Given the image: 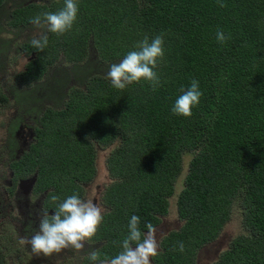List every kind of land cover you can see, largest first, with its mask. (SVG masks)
<instances>
[{
	"label": "trees",
	"instance_id": "1",
	"mask_svg": "<svg viewBox=\"0 0 264 264\" xmlns=\"http://www.w3.org/2000/svg\"><path fill=\"white\" fill-rule=\"evenodd\" d=\"M223 2L224 8L217 0H77L71 31L58 37L43 29L49 43L42 52L30 42L19 46L29 61L15 77L18 83L41 79L63 59L71 70L56 86L63 89L72 77L76 86L66 94L54 89L62 106L45 108L30 144L9 169L21 178L35 174L33 192L45 191L43 204L54 212L93 179L95 149L111 147L104 159L110 180L101 196L104 219L89 240L100 260L121 251L133 215L140 217L142 234L147 223L158 225L179 179L174 209L180 226L161 238L151 264H194L233 209L241 233L216 264H264V0ZM63 7L64 0L21 5L6 25L34 28L31 18ZM218 29L231 37L223 45L216 41ZM161 33L160 86L153 91L142 80L113 88L104 66L118 64L145 36ZM194 79L199 104L191 117L174 115L172 106ZM51 195L60 200L52 202ZM178 242L183 253L172 250Z\"/></svg>",
	"mask_w": 264,
	"mask_h": 264
},
{
	"label": "rangeland",
	"instance_id": "2",
	"mask_svg": "<svg viewBox=\"0 0 264 264\" xmlns=\"http://www.w3.org/2000/svg\"><path fill=\"white\" fill-rule=\"evenodd\" d=\"M32 0H10L3 11L8 14L15 6L25 5ZM5 20L1 19L3 25ZM37 29H25L22 31L5 30L0 34V264H92L85 259L89 247L92 243L85 241L83 251L77 252L71 248L62 250L60 253H53L50 256H37L31 251V247L20 243L22 237H31L34 233L31 222L25 227L21 226L22 217L20 216L21 203L15 201L13 194L7 190L6 182L15 183V175L9 169V162L15 158L18 159L23 151L30 144L33 137V128L45 108L58 109L62 106L61 95L56 92L66 94L68 90L76 86L73 77L68 84L62 87L56 86L65 81V77L71 70L63 59H60L56 65L50 67L43 77L37 81H32L28 85L18 83L16 75L25 69L29 61L28 56L20 51L19 46L30 42L33 36L38 34ZM89 56L92 60L96 59L94 51L90 49ZM110 66H104L107 74ZM104 74V73H103ZM30 85V86H29ZM59 87V91L57 89ZM16 119H20L17 134L10 136L8 128ZM111 147L96 148L94 157L95 175L91 182L84 188L82 200L96 199V205L101 209V214L105 211V206L101 202L103 191L110 180L104 167V159ZM189 155L183 157L182 166L185 170ZM179 179L176 180L175 192L168 203L167 214L159 217V223L155 227V237L158 245L162 237L168 232L177 230L180 221L177 219L174 209L176 191L180 187ZM43 195L30 193L27 204H34L36 200ZM238 211L232 210L229 220L223 225L218 236L210 243L202 246L195 256L194 264H216L221 253H223L235 236L241 233L239 227ZM15 219V239L7 229L9 220ZM26 231V232H25ZM32 232V233H31ZM152 258V257H151ZM150 258V261H151ZM99 264V263H96Z\"/></svg>",
	"mask_w": 264,
	"mask_h": 264
},
{
	"label": "clouds",
	"instance_id": "3",
	"mask_svg": "<svg viewBox=\"0 0 264 264\" xmlns=\"http://www.w3.org/2000/svg\"><path fill=\"white\" fill-rule=\"evenodd\" d=\"M219 7L224 8L223 0H217ZM78 15L77 0H64V7L59 11L44 12L31 18L30 23L37 30L46 28L47 33L63 36L72 30ZM163 33L156 35L151 40L145 36L135 45L136 50L130 51L118 63L112 64L106 75L111 86L117 90H124L129 85L147 82L153 91L160 86V78L156 68L164 58ZM231 39L223 29L216 32L217 43L223 45ZM49 43V37L44 31H38L36 36L30 39V45L38 52H42ZM39 79V78H38ZM31 85V84H30ZM29 85V86H30ZM176 99L172 106V113L185 118L191 117L193 107L200 102L202 92L199 89V82L192 80L190 87ZM52 202L60 198L51 195ZM53 215L42 211L39 217L38 230L31 237H22L20 243L29 245L31 251L39 256L45 257L53 253H60L62 250L71 248L77 252L83 251L85 241L91 240L103 222L101 209L90 200H82L78 194H73L62 202L58 203ZM140 217L133 215L127 225V235L120 242L121 251L111 259L100 260L98 250H90L87 253L88 259L96 264H151L150 258L158 255L155 227L147 223V232L143 233L139 228ZM113 243H116L115 241ZM173 251L184 252L183 242L172 249Z\"/></svg>",
	"mask_w": 264,
	"mask_h": 264
},
{
	"label": "flooded vegetation",
	"instance_id": "4",
	"mask_svg": "<svg viewBox=\"0 0 264 264\" xmlns=\"http://www.w3.org/2000/svg\"><path fill=\"white\" fill-rule=\"evenodd\" d=\"M8 1H10V0H6L5 2H3V5H2V7L0 8V27L2 28H0V34H3L4 32H5V30H13V29H10L9 27H7V25H6V22L7 21H9V18H8V16H9V14H10V12L11 11H9L8 12V14H6L4 11H3V9H4V6H5V4L8 2ZM12 1V0H11ZM38 0H32V1H30V2H28V3H26L25 5H27V4H29V3H35V2H37ZM23 6V5H22ZM16 7V6H15ZM14 7V8H15ZM19 7V6H18ZM13 8V9H14ZM13 9H11V10H13ZM4 19L5 20V22H4V24L2 25L1 24V19ZM30 29H33V28H30ZM34 29H36V28H34ZM41 31H43V30H41ZM20 122V121H19ZM19 122L16 124V125H14L15 126V130H14V132L13 133H15V137H19L18 136V134H17V129H18V126H19ZM14 123H15V121H14ZM13 124V123H12ZM12 124L9 126V128H8V130L11 128V126H12ZM13 126V127H14ZM19 128H20V126H19ZM9 134H10V132H9ZM15 159H17V158H15ZM15 175V174H14ZM33 175H35V174H33ZM33 175H30V176H26V177H23V178H21V177H17V175H15V183L13 184V187H12V183H10V182H6V184L8 185L7 186V190H8V192L9 193H11V194H13V197H14V201H15V195H16V201L18 202V204H20L21 203V210H20V216L22 217V220H21V226L22 227H25L26 226V224L28 223V222H31V227L33 228V230H34V232L36 231V230H38V225H39V217H40V214H41V212L42 211H47L48 212V215H53L54 213H53V210L52 209H50V208H47V207H45V205L43 204V201H44V199H45V194H46V192L45 191H43V192H41L40 194L41 195H43L42 197H40V199H38V200H36L35 201V203L34 204H32V205H30V204H27L28 203V198H27V196L30 194V193H32L33 192V187H32V189H31V191L29 192V193H27V194H25V193H23L21 190H19L18 189V182L20 181V180H23V179H27V178H29V177H31V176H33ZM35 177H36V175H35ZM35 180H36V178H35ZM34 184H35V182H34ZM89 183H87L86 185H84L83 186V190H82V193H81V196H80V198L82 199V197H83V195H84V188L88 185ZM34 186V185H33ZM34 193V192H33ZM35 194V193H34ZM39 194V193H38ZM92 202L96 205V199H93L92 200ZM9 224H10V226H8L7 227V229H9L10 230V232H11V234H12V238H13V240L15 239V219L13 220V218L11 219V220H9ZM26 232V231H25ZM32 233V232H31ZM96 245H94V244H92L89 248H93V247H95Z\"/></svg>",
	"mask_w": 264,
	"mask_h": 264
},
{
	"label": "water",
	"instance_id": "5",
	"mask_svg": "<svg viewBox=\"0 0 264 264\" xmlns=\"http://www.w3.org/2000/svg\"><path fill=\"white\" fill-rule=\"evenodd\" d=\"M35 178H36L35 175H33L27 179L20 180L17 186L18 189L25 194L29 193L34 185Z\"/></svg>",
	"mask_w": 264,
	"mask_h": 264
}]
</instances>
